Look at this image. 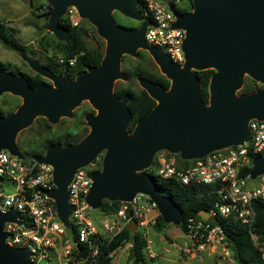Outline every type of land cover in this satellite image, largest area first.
<instances>
[{
	"label": "water",
	"instance_id": "obj_1",
	"mask_svg": "<svg viewBox=\"0 0 264 264\" xmlns=\"http://www.w3.org/2000/svg\"><path fill=\"white\" fill-rule=\"evenodd\" d=\"M51 10L46 29L58 40L65 39L59 20L67 7L74 6L81 18H87L105 41L103 56L96 66L87 67L73 79L54 74L46 66L26 58L28 66L52 85H28L20 74L0 71V93L9 92L22 101L15 111L0 116V150L20 153L16 133L37 116L50 123L71 117L72 111L87 100L95 114L84 116L89 131L77 142L53 145L34 160L52 167L55 188L48 192L56 213L69 226L71 207L67 186L76 168L92 162L102 151L101 168L91 173L85 200L97 209L104 199L130 201L143 193L156 204L162 220L179 225L180 208L171 199L162 198L154 178L145 170L153 156L165 150L182 159L199 158L207 153L242 143L248 137L249 119L264 120V88L236 95L247 74L264 83V0H191L190 11L175 10L172 27L185 30L182 43L184 66H173L160 49L144 39L146 21L137 8L138 0H46ZM116 10L137 22L133 30L116 25ZM146 51L170 80L168 88L139 77L138 84L155 100V105L128 131L132 114L128 96L118 98L114 82L125 80L121 71L124 54L135 57ZM213 69L208 82L207 103L202 99L200 81L194 71ZM264 175V155L252 160L249 175ZM207 219L204 210L197 212ZM17 213L0 211V264H29L24 248L5 243L4 222L15 221ZM135 222L128 225L135 232Z\"/></svg>",
	"mask_w": 264,
	"mask_h": 264
},
{
	"label": "built area",
	"instance_id": "obj_2",
	"mask_svg": "<svg viewBox=\"0 0 264 264\" xmlns=\"http://www.w3.org/2000/svg\"><path fill=\"white\" fill-rule=\"evenodd\" d=\"M175 1L170 5L182 11L176 8ZM139 2L142 4L141 22H147L144 31L146 43L162 50L173 63H183L185 30L171 26L176 18L170 5L165 7L160 0ZM65 14L73 25L77 24L74 15L78 14L74 6L67 7ZM73 62L74 59L68 61L69 64ZM247 126L248 137L242 143L213 150L199 158L185 160L178 153L165 150L153 156L148 169L154 170L156 177L173 179L182 185H208L209 194L214 195V200L205 210L207 219L200 216L186 218L181 233L187 241L178 246L182 254L193 256L197 252L208 251L210 246L219 247L221 252L214 254L221 260L234 262L223 229L212 223L214 218L231 217L248 228L253 245L264 261V239L252 231L256 219L253 203H264V179L258 185H251L249 171L245 172L246 168L250 170L252 167L254 158L264 155V120L251 118ZM177 155L187 163L180 161ZM99 162L101 158L97 156L89 164L75 169L67 186L71 212L69 226H65L56 213L54 200L48 195L55 188L51 165L38 163L34 158L23 159L1 149L0 211L13 209L17 213L15 221L4 222L5 243L26 249L29 264H46L54 247L60 249L58 264H93L100 240L110 241L132 221L136 224L135 231L153 226L154 217L159 213L156 204L143 193H137L130 201L118 200L116 210L103 215L100 221L91 219V208L85 196L91 184V173L101 168ZM12 185L13 191H5ZM152 212L155 214L151 216ZM73 235L76 239H72ZM78 244H85L87 249L76 259L75 254L81 251ZM113 252L109 255L113 256Z\"/></svg>",
	"mask_w": 264,
	"mask_h": 264
},
{
	"label": "trees",
	"instance_id": "obj_3",
	"mask_svg": "<svg viewBox=\"0 0 264 264\" xmlns=\"http://www.w3.org/2000/svg\"><path fill=\"white\" fill-rule=\"evenodd\" d=\"M141 2L137 4V8L142 10ZM191 8V6H190ZM50 10V8H49ZM60 25L65 31V39L60 41L53 34L41 35L38 37L39 46L45 50H51L53 53L58 55V63L60 69L56 72L55 63L48 58L45 66L56 74H65L69 79H73L77 74L83 72L89 66H96L99 64L103 51L101 45L90 46L85 40V29L82 25H73L67 16H62L59 20ZM138 27V26H137ZM137 27H127V29L133 30ZM39 32L42 31L41 28H37ZM0 42L6 47L14 51H22L23 46L19 44L12 33L5 28L3 24L0 23ZM145 56H147L146 51L140 50L139 58L136 61H145ZM125 56H123L122 61ZM74 59L72 64L68 61ZM155 66H149L146 69L144 66H124V72L127 75V81H116L114 86V94L118 98L128 96L129 100L127 102V107L132 114V120L129 124L128 131H131L137 121L142 115L147 113L154 105L155 101L152 99L144 89L137 88L134 89L131 86V82L135 81L136 76H146L153 82L159 83L165 89L168 87V80L161 75ZM146 71L145 73L142 71ZM214 72L212 69L195 71L197 74L201 90L202 99L207 103L208 100V82L211 74ZM18 74V73H15ZM23 77L26 79L28 85L35 88L41 84H45L47 81L39 74L33 73H23ZM254 86L246 85L244 91L250 92L257 88H252ZM0 116H5V113L0 109ZM77 121V120H76ZM44 124L47 121L43 119ZM79 122L75 123L76 131L78 130L77 125ZM86 130L82 129L80 134L75 132L74 134L64 135L62 132L58 137H52L46 134H37L35 139H30L29 141L35 145L37 155H41L45 150L53 145L65 146L67 144L77 143L84 135ZM178 156V155H177ZM34 156L26 159H32ZM179 158V156H178ZM180 159V158H179ZM181 160V159H180ZM183 163L187 161L182 160ZM100 165V162L98 163ZM146 172L151 174V169H146ZM249 168H246V173ZM155 186L162 198L171 199L180 208V218L181 222L179 224L180 229H184V223L187 217L194 216L199 218L197 212L200 210H208L210 203L214 200V195L209 194L210 187L208 185L200 184H187L182 185L173 179H164L155 177ZM118 200H106L102 201V205L98 208L102 215H110L118 207ZM253 206L256 210V219L254 221L252 231L260 238L264 239V203L255 201ZM214 224L220 225L225 233V238L227 240V248L231 255L232 260L235 264H264V261L260 257L258 249L253 245L250 237L249 230L246 226L240 224L237 220L231 217L226 218H214L212 221ZM165 221L162 220L161 216L158 214L153 228L155 231L159 232L162 230ZM72 239H76L75 235ZM129 241L131 247L129 248V260L133 264H139L144 262V248L146 247V239L140 234L134 232L130 233L128 228H123L118 235L109 240H100L97 242V255L93 264H111L112 256L109 254L115 251L119 246L124 244V242ZM77 247L81 249L78 254H75V258L78 259L82 254L86 252L85 244H78Z\"/></svg>",
	"mask_w": 264,
	"mask_h": 264
},
{
	"label": "rangeland",
	"instance_id": "obj_4",
	"mask_svg": "<svg viewBox=\"0 0 264 264\" xmlns=\"http://www.w3.org/2000/svg\"><path fill=\"white\" fill-rule=\"evenodd\" d=\"M160 1L165 7H168L174 0ZM174 3L176 8L181 9L184 12L190 11L188 0H176ZM49 8L51 10V7L46 2V0H0V23L3 24L5 28L12 33L16 41L23 46L22 51H14L0 42V71H9L14 74L18 73L22 76L23 73H33L34 71L28 66L26 61V58L28 57L35 60L42 66H45L48 58H51V60L55 63L56 72H58L60 69L59 64L56 63L59 59L57 57L58 55L53 53L51 50H43L38 44V37L41 35H46L49 32L46 29V23L50 13ZM63 16L68 17V15L65 13ZM74 16L75 20H77V24L82 25L86 31L85 40L87 44L90 46L98 44L101 45V49L104 53L105 41L97 34L96 28L87 18H81L79 15ZM112 18L116 25L122 26L124 28L137 27L140 24V22L124 16L116 10L112 12ZM37 28H41L42 31L39 32ZM49 34L52 33L49 32ZM137 54H140V49L137 51ZM124 55L125 57L122 61V64L128 61H136L139 58V56L138 58H134L128 54ZM144 67L148 69L149 66ZM121 71L126 74L124 72V66H121ZM142 72L145 73L146 71L143 70ZM44 79L47 81L45 84L52 85L51 80L47 78ZM117 81L120 82L122 80ZM115 82L113 85V92ZM246 85L254 86L252 88L257 89L250 92L244 91L243 89ZM131 86L134 89L139 87L136 79L135 81L131 82ZM262 88H264V83L256 81L249 75L245 74L243 83L235 91V94L240 95L251 93ZM21 101L22 99L17 95H13L9 92L0 93V109L5 113V115L15 111ZM92 113L95 114L96 111L92 108L87 100H83L81 101L80 105L72 111L71 117H60L56 123H50L43 116L35 117L29 126L19 130L15 135V143L20 153L19 157L23 159L30 158L32 156L35 157L37 154L35 145L29 140L35 139L37 134H46L52 137H58L61 132L64 135L74 134L75 132L80 134L82 129H85L87 133L89 131V126L86 124L84 116L86 114ZM43 119L47 121L46 125L44 124ZM76 122H79L77 125V131L75 127ZM103 153L104 151H102L100 154L103 156ZM150 172L153 176H157L154 170H151ZM263 179L264 176L257 175L254 178H251L249 182L251 185H258L261 181H263ZM13 189L14 187L12 185L5 188V191L11 192ZM154 214L155 213L152 212L151 216ZM90 216L94 222H98L103 218V215L98 208L90 209ZM154 218H156V216ZM178 228L179 227L177 225L167 222H165L162 230L159 232L155 231L153 226L143 231H139V228H137L135 232L142 235L146 240L149 239L150 241V243H147L148 248H144V262L139 264H214L215 262L218 264H235L231 261L221 260L218 258L217 254H214V252H221V248L219 247L210 246L208 251L197 252L193 256H190V254H182L178 250V246H182L183 243L187 241V239L184 238L181 233H179ZM167 237H172V241L167 239ZM130 247L131 245L129 241H126L124 244L119 246L113 252L111 264H133L129 260ZM58 263L59 260L57 259V255L50 253V260L46 262V264Z\"/></svg>",
	"mask_w": 264,
	"mask_h": 264
},
{
	"label": "flooded vegetation",
	"instance_id": "obj_5",
	"mask_svg": "<svg viewBox=\"0 0 264 264\" xmlns=\"http://www.w3.org/2000/svg\"><path fill=\"white\" fill-rule=\"evenodd\" d=\"M188 3H189V5L192 7V3H191V0H188ZM190 10H191V8H190ZM125 56V55H124ZM138 54L134 57V58H138ZM123 58V57H122ZM146 61H133V62H130V61H128V62H125V63H123L122 64V60H121V66H155L156 68H155V70H157L161 75H163L161 72H160V70H159V68H158V64L156 63V62H154V60L152 59V57L147 53V56H146ZM172 65L173 66H184V62L183 63H172ZM89 67H91V66H89ZM51 71V70H50ZM52 72V71H51ZM52 73H54V72H52ZM194 73H195V71H194ZM55 74V73H54ZM196 74V73H195ZM56 75H58V74H56ZM126 75V74H125ZM197 75V74H196ZM164 76V75H163ZM139 77H143V78H146L147 80H149L148 78H147V75L146 76H140V75H137L136 76V80H137V83H138V78ZM165 77V76H164ZM166 78V77H165ZM167 79V78H166ZM168 80V79H167ZM122 81H127V75H126V79L125 80H122ZM149 81H151V80H149ZM151 82H153V81H151ZM168 86H169V84H170V80H168ZM139 85V84H138ZM139 88H141L140 86H139ZM168 88V87H167ZM200 88H201V85H200ZM142 89V88H141ZM201 92H202V90H201ZM147 93V92H146ZM127 96V95H126ZM129 98V97H128ZM153 99V98H152ZM129 100V99H128ZM155 101V100H154ZM92 114H94V113H92ZM146 114V113H145ZM143 116V115H142ZM139 119V118H138ZM137 119V120H138ZM132 120V119H131ZM98 157H100L101 158V162H102V154H99L98 155ZM101 162H100V165H101Z\"/></svg>",
	"mask_w": 264,
	"mask_h": 264
},
{
	"label": "crops",
	"instance_id": "obj_6",
	"mask_svg": "<svg viewBox=\"0 0 264 264\" xmlns=\"http://www.w3.org/2000/svg\"><path fill=\"white\" fill-rule=\"evenodd\" d=\"M171 224V223H170ZM178 227H179V225H177ZM179 229V233H181V229L180 228H178ZM155 230V229H154ZM182 234V233H181ZM167 239H170L171 241H172V237L170 238V237H167ZM147 243H150V241H149V239H147ZM146 243V244H147ZM183 244H185V242L183 243ZM147 246V245H146ZM149 246V245H148ZM183 246V245H182ZM50 253H53L54 255H57V259L59 260L60 259V249H59V247H54V248H52V250H51V252ZM50 260V259H49Z\"/></svg>",
	"mask_w": 264,
	"mask_h": 264
}]
</instances>
